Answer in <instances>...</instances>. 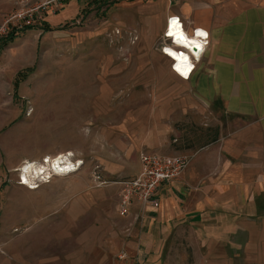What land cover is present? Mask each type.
Here are the masks:
<instances>
[{
    "label": "crops",
    "instance_id": "1",
    "mask_svg": "<svg viewBox=\"0 0 264 264\" xmlns=\"http://www.w3.org/2000/svg\"><path fill=\"white\" fill-rule=\"evenodd\" d=\"M147 9L156 12L147 50L128 64L129 90L145 98L114 115L119 136L107 134L98 174L135 176L144 153L184 156L186 168L160 186L156 208L132 203L123 217L116 185L67 182L62 203L55 198L49 214H31L32 228H7L1 264H264V0H172ZM171 15L184 35L197 29L208 38L186 80L178 74L187 67L171 70L177 52L160 51ZM7 90L0 83V170L9 165ZM26 216L12 219L25 224Z\"/></svg>",
    "mask_w": 264,
    "mask_h": 264
},
{
    "label": "rangeland",
    "instance_id": "2",
    "mask_svg": "<svg viewBox=\"0 0 264 264\" xmlns=\"http://www.w3.org/2000/svg\"><path fill=\"white\" fill-rule=\"evenodd\" d=\"M170 2L67 0L56 11L34 13L24 25L22 20L7 22L18 8L13 0H0V83L8 84L4 98L9 100V123L2 133L9 165L0 170V257L7 228H32L31 214H49L55 198L62 203L67 182L83 178L98 184L106 136H119L121 124L114 115L145 98L144 91L129 90L135 78L128 64L134 51L147 50V30L156 19L147 7ZM57 154L78 169L53 173L49 183L33 191L17 184L16 168ZM16 214H27L29 220L16 222Z\"/></svg>",
    "mask_w": 264,
    "mask_h": 264
},
{
    "label": "built area",
    "instance_id": "3",
    "mask_svg": "<svg viewBox=\"0 0 264 264\" xmlns=\"http://www.w3.org/2000/svg\"><path fill=\"white\" fill-rule=\"evenodd\" d=\"M66 1L67 0H13V3L17 6L18 10L8 18L9 20H6L7 22H9L10 19L22 20L24 25H28L32 20V15L34 13H41L43 11H56L62 8ZM170 19H172V21H176L175 23L179 21L177 17L170 16L169 19H167V22H169ZM179 26L183 30L181 22H179ZM166 35L167 33H163L162 35L160 51L165 55H168L164 51V48L166 46H170L175 50L183 51L185 54H187L188 57L185 62L186 65H183L184 62L181 64L179 63L181 67H187V74L185 76L178 74L181 79L186 80L194 68L192 61H197L198 56L196 57L195 52L189 51V53H186L185 48L174 46L173 38H169ZM192 35L195 36V30H193ZM199 40L202 42L203 49L202 51L197 52L201 53L208 45L207 35L204 34L203 37L200 36ZM170 58L172 61L171 70L174 71V73H177L175 72L176 70L174 67L176 60H173L171 56ZM139 161L140 172L135 176L109 180H104L102 178H100V180L98 176L95 179L99 185L114 184L118 187L116 194V213L121 217L125 216L127 209L132 203H138L142 206L156 208L158 206L157 195L160 186L166 182H169L170 180L177 178L186 168L188 163L187 158L184 156H164L151 153L141 154L139 156ZM77 166L78 164L75 162L74 168H77ZM46 180L48 181V179ZM21 182V180L18 181V183ZM38 185L39 183L35 184V186Z\"/></svg>",
    "mask_w": 264,
    "mask_h": 264
},
{
    "label": "bare ground",
    "instance_id": "4",
    "mask_svg": "<svg viewBox=\"0 0 264 264\" xmlns=\"http://www.w3.org/2000/svg\"><path fill=\"white\" fill-rule=\"evenodd\" d=\"M171 28L177 29L178 34L175 35V32H170ZM195 30V36L189 37L184 35L183 30L180 28L179 23H175V21H170L167 24V30L165 33H167V37L172 38L175 37L177 39L178 45L174 44V46H180L181 48H185L186 53H189V51H192V47H186L185 41L182 40V38H188L190 40H196L198 43L193 47L195 48L194 51L195 54H198L197 51H202V42L199 40V37H203L202 34L199 33V30ZM193 33V32H192ZM175 35V36H172ZM174 49V48H173ZM175 50V49H174ZM177 53V61L175 63V67L182 68L180 64L184 62L183 64H186L187 60V54L183 51L175 50ZM197 56V55H196ZM180 63V64H179ZM184 67V66H183ZM47 163V165H45ZM78 167V166H77ZM78 168H74V163L70 162L69 159L66 157V155H55L53 157H50L44 161H41L38 165L33 164H27L25 163L23 166H21L20 169L17 171L20 172L21 177H19L22 182L17 183L18 185H22L24 187H27L29 189L35 190L38 189L39 185L42 183L40 181H43V183H49L52 174H66L69 172H74ZM36 179V182H32V180ZM18 180V181H19ZM39 181V182H38ZM36 183H39L38 186H35ZM29 186V187H28Z\"/></svg>",
    "mask_w": 264,
    "mask_h": 264
},
{
    "label": "trees",
    "instance_id": "5",
    "mask_svg": "<svg viewBox=\"0 0 264 264\" xmlns=\"http://www.w3.org/2000/svg\"><path fill=\"white\" fill-rule=\"evenodd\" d=\"M114 1H116V0H112V2H114ZM10 33H12V34H10ZM10 33H8V35H7L5 38H3V42H2L3 44H4L8 39H9V41L12 39V37H13V33H15V31H12V32H10ZM10 35H11V36H10ZM6 39H7V40H6ZM6 43H7V42H6ZM6 43H5V44H6ZM213 131H214L213 129H210V132H213ZM212 137L215 138V133H214V132L212 133ZM213 138H212V139H213Z\"/></svg>",
    "mask_w": 264,
    "mask_h": 264
},
{
    "label": "water",
    "instance_id": "6",
    "mask_svg": "<svg viewBox=\"0 0 264 264\" xmlns=\"http://www.w3.org/2000/svg\"><path fill=\"white\" fill-rule=\"evenodd\" d=\"M194 50H195V48L192 47V51H194Z\"/></svg>",
    "mask_w": 264,
    "mask_h": 264
}]
</instances>
